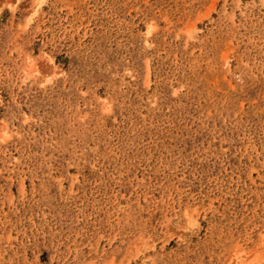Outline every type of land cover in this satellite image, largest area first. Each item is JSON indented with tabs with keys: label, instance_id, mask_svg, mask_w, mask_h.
<instances>
[{
	"label": "rangeland",
	"instance_id": "374dc122",
	"mask_svg": "<svg viewBox=\"0 0 264 264\" xmlns=\"http://www.w3.org/2000/svg\"><path fill=\"white\" fill-rule=\"evenodd\" d=\"M0 264H264V0H0Z\"/></svg>",
	"mask_w": 264,
	"mask_h": 264
}]
</instances>
